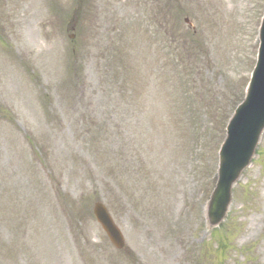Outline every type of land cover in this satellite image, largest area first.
I'll return each instance as SVG.
<instances>
[{
    "label": "rangeland",
    "instance_id": "rangeland-1",
    "mask_svg": "<svg viewBox=\"0 0 264 264\" xmlns=\"http://www.w3.org/2000/svg\"><path fill=\"white\" fill-rule=\"evenodd\" d=\"M263 10L0 0V264H264V135L225 221L204 217Z\"/></svg>",
    "mask_w": 264,
    "mask_h": 264
},
{
    "label": "water",
    "instance_id": "water-1",
    "mask_svg": "<svg viewBox=\"0 0 264 264\" xmlns=\"http://www.w3.org/2000/svg\"><path fill=\"white\" fill-rule=\"evenodd\" d=\"M261 44L245 98L231 116L227 135L220 150L217 183L206 206L210 227L221 224L232 203L233 187L251 164L264 132V19L260 31ZM94 213L113 244L122 248L123 234L108 208L96 202Z\"/></svg>",
    "mask_w": 264,
    "mask_h": 264
}]
</instances>
